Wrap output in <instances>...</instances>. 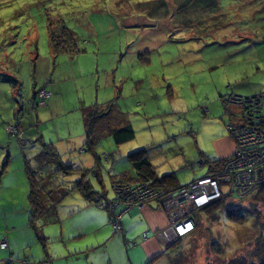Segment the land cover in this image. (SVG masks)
Wrapping results in <instances>:
<instances>
[{"label": "rangeland", "instance_id": "obj_1", "mask_svg": "<svg viewBox=\"0 0 264 264\" xmlns=\"http://www.w3.org/2000/svg\"><path fill=\"white\" fill-rule=\"evenodd\" d=\"M116 1L0 0V235H12L0 264H61L62 247L93 237L71 239V225L84 219L65 217L82 196L73 186L84 170L74 166L94 164L82 147L83 106L105 104L113 126L129 123L134 131L121 144L104 134L93 148L100 177L90 171L86 178L112 199V185L128 181L111 185L110 175L133 172L127 154L139 148L148 149L158 174L173 171L181 185L203 175L201 154L214 156V141L231 137L235 94L264 90V0ZM56 13L77 37L81 51L72 57L50 52L46 18ZM41 89L50 92L44 106ZM43 142H52L62 170ZM28 169L44 208L32 221ZM231 198L226 207L241 219L201 210L186 235H155L173 264H264V200ZM53 206L62 223L53 221ZM96 208L105 217L101 232H113L109 207ZM60 224L69 225L63 234Z\"/></svg>", "mask_w": 264, "mask_h": 264}, {"label": "built area", "instance_id": "obj_2", "mask_svg": "<svg viewBox=\"0 0 264 264\" xmlns=\"http://www.w3.org/2000/svg\"><path fill=\"white\" fill-rule=\"evenodd\" d=\"M49 94L44 89L38 91L39 105L46 104ZM235 95L240 111L238 119L228 126L234 143L233 153L223 159L217 168L172 191L145 182L112 185L114 197L105 200V207H109L107 210L114 232H122L121 219L125 211L156 201L167 212V225L156 235L167 241L170 237L191 232L195 226L194 211L203 205L217 198L232 200V195L244 200L264 186V90L250 96ZM227 196L230 198L226 199ZM119 206L122 208L117 210ZM142 238H147L146 233ZM7 246L6 237L1 238L0 248Z\"/></svg>", "mask_w": 264, "mask_h": 264}, {"label": "trees", "instance_id": "obj_3", "mask_svg": "<svg viewBox=\"0 0 264 264\" xmlns=\"http://www.w3.org/2000/svg\"><path fill=\"white\" fill-rule=\"evenodd\" d=\"M111 1H114L115 4L117 3L116 0ZM156 10V7H153V12H156ZM46 33L49 49L52 55L64 53L68 55H73L81 51V48H79L76 42L77 37L74 34V31L67 26L65 20H63L60 13H56L55 15H52L51 17L48 16L46 18ZM35 94L36 91L33 92L32 96L36 97ZM107 111L108 109L107 106L105 107V104H103L102 106H99L98 104H92L85 106L81 109L84 130V140L82 143V147H84L86 151L92 153V157L94 158V164L90 168L81 167L83 168L84 173H82L79 180H77L73 186V189H77L88 203H93L95 205L102 206L103 208H105V200L107 199L106 194L103 191H98L94 189L89 179L86 178V176H89L90 171H92V173L97 176L98 181L100 177L101 165L99 157L93 151L94 145L104 134H109L113 142L116 144H121L134 137V131L132 129L131 124L122 123L120 125L113 126L112 122L115 120L114 115H110V112L108 113ZM43 146L52 156L54 161L57 163L58 169L62 170V166L64 163L61 161V158L57 153L56 149L50 143L43 142ZM127 158L132 166L134 175L130 176L125 172H119L115 173L114 175H110L111 185L116 182L128 181L145 182L150 186L161 187L165 190H169L171 188L170 185L173 184L172 182L175 180L174 174L166 173L158 175L155 170V166L150 162V160L146 156L145 148H139L137 150L129 152L127 154ZM218 161L219 159H206L204 155L201 154V162L202 164L206 165L207 172L209 170L215 169L223 160H221L220 163ZM64 166H66V169L71 168L67 165ZM67 173H70V170L67 171ZM27 178L29 181V191L27 195L29 204V220L32 221L36 216L41 215L43 213L44 208L40 200L41 197L38 193L39 180L35 178L34 173L29 169L27 170ZM172 186V188L175 189L179 185L173 184ZM174 189H171L170 191ZM252 196L256 200H264V186L259 187L251 195V197ZM227 201L229 202V200ZM227 201L225 200V198H217L211 203L198 208L195 215H197V213L201 210L204 211L211 209L214 211L215 215L217 212H224L229 220H236V217H239V219H241V216L237 211H232L231 208L226 207V204L228 203ZM229 205L231 206L230 203ZM129 244H125V246H128ZM132 244H134V242ZM238 262L239 264H241L242 261ZM238 262L236 263L235 261H229L227 262V264H238Z\"/></svg>", "mask_w": 264, "mask_h": 264}, {"label": "crops", "instance_id": "obj_4", "mask_svg": "<svg viewBox=\"0 0 264 264\" xmlns=\"http://www.w3.org/2000/svg\"><path fill=\"white\" fill-rule=\"evenodd\" d=\"M70 57H72V55H70ZM82 108H80V112ZM47 143H50L54 147L52 142ZM145 149L147 158L151 163H153L151 154H149L147 148ZM232 151V138L230 136H223L214 141V156L204 155V157L209 160H217L230 155ZM200 164L205 168L204 173L207 172L206 165L202 164V162H200ZM74 167L79 168L84 166ZM125 173L130 176L134 175V171ZM166 173H173L175 180L172 183L180 185L175 172H164L161 174H158L157 172L158 175ZM195 177H198V175L193 178ZM173 184L170 185L171 188L169 190L174 189L172 188ZM79 198L81 199H75L76 203L74 204L70 202L71 209L65 214V217L67 218L71 214V216L75 217L78 215L80 218L84 219L82 221H76L79 220V218H77L74 224L71 225V228L76 233L75 237L74 234L70 235L72 236L71 239L74 238L79 240L81 238H85L88 234L93 235V237L86 240L84 244L78 242L70 248L67 246L62 247L63 250L58 256L61 264H70L67 262L69 258L75 260L76 262H82L78 264H173L170 256V248L155 236L156 231L163 229L167 225L166 215L156 201H150L141 208L133 207L125 211L122 214L121 219L123 232L120 236H118L114 233V231L110 233V230L101 232L105 229L102 224L104 223L103 218L105 219V217L103 212L98 210L96 207L101 208L102 206L88 203L82 196ZM121 208L122 207L119 206L117 210H120ZM52 209L55 214L53 221L56 220L58 223H62L57 215L56 206H53ZM92 215L101 216L100 221H97L96 223L94 218L91 219L89 217ZM60 226L61 234H63V229H65V227H63L62 224H60ZM67 227L65 230H68ZM143 233H146V239L142 238ZM6 234L7 235L3 236L7 238L8 246L6 248L10 247V244L12 247V235L9 236V232ZM3 237L0 235V239ZM124 240L130 242V244L125 246ZM133 242L134 244H132ZM6 248L0 249V251H5Z\"/></svg>", "mask_w": 264, "mask_h": 264}, {"label": "water", "instance_id": "obj_5", "mask_svg": "<svg viewBox=\"0 0 264 264\" xmlns=\"http://www.w3.org/2000/svg\"><path fill=\"white\" fill-rule=\"evenodd\" d=\"M249 206H250L252 209L255 208L254 204H252L251 202L249 203ZM260 227H261V229H264V221H262V222L260 223ZM208 264H209V263H208Z\"/></svg>", "mask_w": 264, "mask_h": 264}]
</instances>
